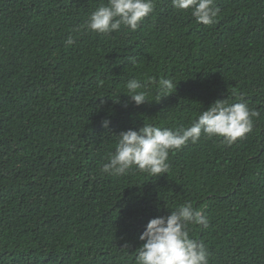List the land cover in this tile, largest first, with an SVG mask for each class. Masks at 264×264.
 <instances>
[{"label": "trees", "instance_id": "16d2710c", "mask_svg": "<svg viewBox=\"0 0 264 264\" xmlns=\"http://www.w3.org/2000/svg\"><path fill=\"white\" fill-rule=\"evenodd\" d=\"M106 2L0 0V264H135L148 221L186 202L209 264H264V0H214L211 25L153 0L135 31L86 30ZM131 78L177 86L136 105ZM218 99L258 110L253 130L202 135L158 176L102 172L119 132L190 126Z\"/></svg>", "mask_w": 264, "mask_h": 264}, {"label": "clouds", "instance_id": "9594fccd", "mask_svg": "<svg viewBox=\"0 0 264 264\" xmlns=\"http://www.w3.org/2000/svg\"><path fill=\"white\" fill-rule=\"evenodd\" d=\"M171 3L177 10H190L196 21L205 25L213 24L220 12L214 0H171ZM153 9V0H107L90 14L83 27L104 35L119 31L122 25L135 31ZM73 43L70 36L66 44ZM150 83L156 85L158 99L159 93L171 94L177 86L173 78H161L158 82L152 78L144 81L131 78L123 93L136 105L152 102L147 90ZM259 116L260 112L246 102L218 99L203 109L190 126L173 129L144 122L138 129L129 128L117 134L118 143L102 172L121 176L135 168L152 176L167 173L170 152L189 142L196 143L202 135L223 137V142L230 146L253 130L254 118ZM102 123L111 131L109 118ZM190 224L209 227V218L191 202L172 209L169 215L151 218L139 236L143 243L135 251V264H209L210 253L203 241L190 237ZM127 247L125 244L123 248Z\"/></svg>", "mask_w": 264, "mask_h": 264}]
</instances>
